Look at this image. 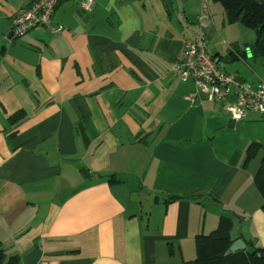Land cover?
Returning <instances> with one entry per match:
<instances>
[{"label": "crops", "instance_id": "crops-1", "mask_svg": "<svg viewBox=\"0 0 264 264\" xmlns=\"http://www.w3.org/2000/svg\"><path fill=\"white\" fill-rule=\"evenodd\" d=\"M34 1L0 0L5 254L18 264H184L195 258L194 236L219 216L231 220L232 240L264 248L254 173L237 180L247 145L262 140L232 134L258 113L233 121L231 97L204 100L169 72L197 33L198 0H93L88 13L62 0L51 15L60 35L11 38V20ZM207 54L218 65V53ZM242 186L251 200L240 205ZM172 195L182 197L165 202ZM221 205L234 206L236 221Z\"/></svg>", "mask_w": 264, "mask_h": 264}, {"label": "built area", "instance_id": "built-area-1", "mask_svg": "<svg viewBox=\"0 0 264 264\" xmlns=\"http://www.w3.org/2000/svg\"><path fill=\"white\" fill-rule=\"evenodd\" d=\"M61 1L35 0L20 10L11 20L10 37L19 38L39 28H47L52 36L60 35L63 28L51 25V15ZM208 1L198 0L197 33L194 38L183 41L181 57L170 65L169 72L181 82H191L204 100L214 102L231 97L233 101L226 110L233 121L244 119L248 112L264 114V77L254 83L241 80L235 74L220 69L207 54L203 29L206 27L204 19L209 16ZM92 5L93 0H78L81 13H88Z\"/></svg>", "mask_w": 264, "mask_h": 264}, {"label": "trees", "instance_id": "trees-1", "mask_svg": "<svg viewBox=\"0 0 264 264\" xmlns=\"http://www.w3.org/2000/svg\"><path fill=\"white\" fill-rule=\"evenodd\" d=\"M209 1L221 7L227 24L237 23L253 32L254 41L248 46V49L253 57L264 58V0ZM232 58L235 59L234 56ZM20 117L21 113L16 112L10 115L7 120L12 124ZM260 147L261 145L257 142H250L245 149L241 166L244 167ZM111 181L114 180H109V182ZM252 183L261 197L260 210L264 217V151L259 158L252 177ZM180 197L182 196L172 195L165 202ZM230 229L231 220L228 217L219 216L216 227L212 231L194 236L195 258L184 264H264V248H246L223 255L233 241L229 235ZM0 264H18V257L16 255H6L1 248V243Z\"/></svg>", "mask_w": 264, "mask_h": 264}, {"label": "rangeland", "instance_id": "rangeland-1", "mask_svg": "<svg viewBox=\"0 0 264 264\" xmlns=\"http://www.w3.org/2000/svg\"><path fill=\"white\" fill-rule=\"evenodd\" d=\"M208 13L210 14V23L207 22V29H203L205 34V45L208 49L209 54L218 53L220 59L218 60V67L225 70L226 72L232 73V71H249V67L253 70H256L260 74H264V58L262 57H252L250 50L246 45L254 41V34L249 29L244 28L243 26L235 24H227L224 21L223 13L220 6L216 3L208 1ZM236 43V44H235ZM245 44V46H243ZM238 46V49L236 48ZM239 52L246 53V57L249 58L243 64L241 59H233L232 56L235 55V50ZM232 54V55H230ZM255 60V61H253ZM235 74V73H233ZM236 75V74H235ZM237 76V75H236ZM254 117V118H253ZM238 126L240 122L237 123ZM246 129H239L238 131L232 133L236 134L239 137L248 136L251 138L259 137L262 141V146L255 153V155L248 161L245 165L244 170H239L237 180L242 183L247 181L248 174H253L257 168L259 158L264 151V117H260L258 114H248V117L243 121ZM232 141L233 138H232ZM244 177L245 179H243ZM243 179V180H242ZM251 185L252 182L250 181ZM242 192L238 196L236 204H244L247 200H251L250 190L244 189L242 186ZM252 191L254 192L255 202L261 201V197L258 192L255 190L254 185L252 186ZM230 202V201H229ZM219 209L223 214H226L236 221L235 215H240L237 210L232 207H225L224 205L219 206ZM260 209V206H259ZM261 211V210H260ZM215 228V227H214Z\"/></svg>", "mask_w": 264, "mask_h": 264}, {"label": "water", "instance_id": "water-1", "mask_svg": "<svg viewBox=\"0 0 264 264\" xmlns=\"http://www.w3.org/2000/svg\"><path fill=\"white\" fill-rule=\"evenodd\" d=\"M245 249V244L241 239H235L231 242L227 250L223 253V255H228L231 252H234L236 250H243Z\"/></svg>", "mask_w": 264, "mask_h": 264}]
</instances>
